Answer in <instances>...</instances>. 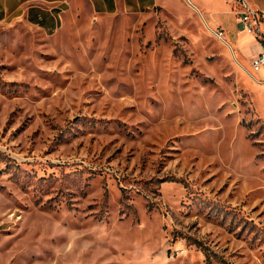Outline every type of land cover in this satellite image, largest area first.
I'll use <instances>...</instances> for the list:
<instances>
[{"label":"rangeland","instance_id":"obj_1","mask_svg":"<svg viewBox=\"0 0 264 264\" xmlns=\"http://www.w3.org/2000/svg\"><path fill=\"white\" fill-rule=\"evenodd\" d=\"M130 1L0 23V264H264L254 54Z\"/></svg>","mask_w":264,"mask_h":264},{"label":"crops","instance_id":"obj_2","mask_svg":"<svg viewBox=\"0 0 264 264\" xmlns=\"http://www.w3.org/2000/svg\"><path fill=\"white\" fill-rule=\"evenodd\" d=\"M95 1L99 2L100 10L104 9L107 11H116L120 2L123 4L127 1L128 3L131 2L130 0H0V23L10 16H26L30 20H41L45 23L46 21L48 22V20H61L63 14H67L72 7L79 2L90 4ZM133 1L139 5L146 2V0ZM150 1L155 2L157 0ZM194 1L188 0V3L201 15L203 12L208 14L212 23L224 24L227 28V32L232 29V20L236 22V39L233 44L229 43L231 48L236 47L239 51H243L247 54L252 53L254 54L253 57L261 50V44L256 38L248 34L246 31L240 30L236 13L231 9L227 0ZM249 2L256 8H264V0H249ZM63 7L69 8L63 9ZM230 16L231 18L233 17V19L229 18ZM238 30L242 33L237 34ZM258 75L264 80V70L259 72Z\"/></svg>","mask_w":264,"mask_h":264},{"label":"built area","instance_id":"obj_3","mask_svg":"<svg viewBox=\"0 0 264 264\" xmlns=\"http://www.w3.org/2000/svg\"><path fill=\"white\" fill-rule=\"evenodd\" d=\"M235 6V13L240 30L256 38L261 44V50L252 58V72L257 74L264 70V8H256L249 0H231ZM218 38L225 41V32L215 31Z\"/></svg>","mask_w":264,"mask_h":264},{"label":"trees","instance_id":"obj_4","mask_svg":"<svg viewBox=\"0 0 264 264\" xmlns=\"http://www.w3.org/2000/svg\"><path fill=\"white\" fill-rule=\"evenodd\" d=\"M207 256L210 257V252H207Z\"/></svg>","mask_w":264,"mask_h":264},{"label":"bare ground","instance_id":"obj_5","mask_svg":"<svg viewBox=\"0 0 264 264\" xmlns=\"http://www.w3.org/2000/svg\"><path fill=\"white\" fill-rule=\"evenodd\" d=\"M226 44H229V42H227V41H224Z\"/></svg>","mask_w":264,"mask_h":264}]
</instances>
